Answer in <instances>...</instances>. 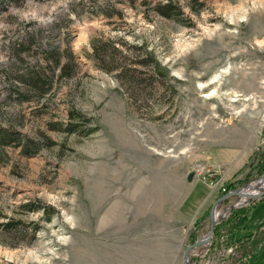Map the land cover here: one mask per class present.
<instances>
[{
	"label": "rangeland",
	"instance_id": "1",
	"mask_svg": "<svg viewBox=\"0 0 264 264\" xmlns=\"http://www.w3.org/2000/svg\"><path fill=\"white\" fill-rule=\"evenodd\" d=\"M2 133L0 264H183L234 204L189 264H264V197L222 200L264 177V0L12 3Z\"/></svg>",
	"mask_w": 264,
	"mask_h": 264
},
{
	"label": "trees",
	"instance_id": "2",
	"mask_svg": "<svg viewBox=\"0 0 264 264\" xmlns=\"http://www.w3.org/2000/svg\"><path fill=\"white\" fill-rule=\"evenodd\" d=\"M21 0H0V14H2L4 11H6V9L8 8V6H10L12 3L13 4H19ZM175 8L173 6H171V4L167 5V6H159L157 8V11L163 15L166 16L168 18H171L172 14L175 10ZM102 46H97V44L95 45L96 48V53L102 54L104 52V48ZM150 56L149 59H151V61H153V66L154 68H156L158 70V72L162 73L164 72V68L161 67L160 62L155 59L152 55V53L148 54ZM145 62V61H144ZM166 71V70H165ZM165 73V72H164ZM166 75H168V72L166 71L165 73ZM0 137L6 142L10 137L6 134H0ZM261 172H264V152L262 153H258L254 156V158L250 161L249 165H248V171L246 172V175L251 176L253 174H259ZM41 207H38V209H40ZM250 208H241V209H235L232 212V221L230 223L233 224V227L235 228L234 233H235V237H237V240L242 239L243 237H248L251 235H245L242 236L241 235V230H243L244 224L247 223L248 221V211ZM41 210L43 212L46 211V208L43 207L41 208Z\"/></svg>",
	"mask_w": 264,
	"mask_h": 264
},
{
	"label": "bare ground",
	"instance_id": "3",
	"mask_svg": "<svg viewBox=\"0 0 264 264\" xmlns=\"http://www.w3.org/2000/svg\"><path fill=\"white\" fill-rule=\"evenodd\" d=\"M262 193H264V177H262L260 180L256 181L253 184H249V185L245 186L242 193L239 195L240 197H239L238 204L239 205H245L248 203L249 197L255 196L258 198ZM216 207L214 209L213 216H214V219L216 220V223H217L219 220V217H220V219L226 217V215H228V213L230 212L229 211L230 209L229 208L228 209L221 208V210L219 212V217H218L217 212H218L220 206H218L217 208ZM209 236L205 237L204 240L199 241V242H202V244L199 247L208 245ZM199 247H197V248H199ZM194 249H196V248H194ZM194 249H192V250H194Z\"/></svg>",
	"mask_w": 264,
	"mask_h": 264
},
{
	"label": "water",
	"instance_id": "4",
	"mask_svg": "<svg viewBox=\"0 0 264 264\" xmlns=\"http://www.w3.org/2000/svg\"><path fill=\"white\" fill-rule=\"evenodd\" d=\"M193 179V175L191 174L188 178L189 181H192ZM246 186V185H245ZM245 186L239 190H236V191H232L230 192L229 194H227L226 196H224L222 198V200H226V199H229V198H235V197H238L243 189L245 188ZM264 197V193H262L258 198L255 197V196H252V197H249L248 199V203L252 202V201H256V200H259L260 198H263ZM216 207V206H215ZM215 207L213 208V211L211 213V216H210V230H209V239H208V244L211 242L212 240V236L214 234V230H215V227H216V220L214 219V216H213V212H214V209ZM238 206L236 204L232 205L230 207V212L234 209V208H237ZM202 244V242H199V241H196L193 245L187 247L186 251H185V254H184V260H183V264H189L190 263V253H191V250L194 249V248H197L199 247L200 245Z\"/></svg>",
	"mask_w": 264,
	"mask_h": 264
},
{
	"label": "crops",
	"instance_id": "5",
	"mask_svg": "<svg viewBox=\"0 0 264 264\" xmlns=\"http://www.w3.org/2000/svg\"><path fill=\"white\" fill-rule=\"evenodd\" d=\"M263 228H264V224L261 225V229H263ZM246 229H247V223H246V227L244 226L243 230H241V233H242L241 235L242 236H245V235L248 236V235H251L252 234V233L251 234L246 233Z\"/></svg>",
	"mask_w": 264,
	"mask_h": 264
}]
</instances>
